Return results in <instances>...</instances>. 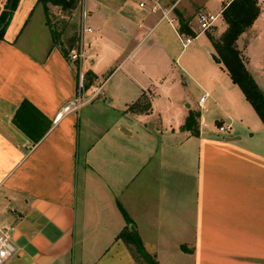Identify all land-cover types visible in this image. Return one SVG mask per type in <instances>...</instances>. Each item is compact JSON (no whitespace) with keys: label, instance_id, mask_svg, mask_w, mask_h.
Here are the masks:
<instances>
[{"label":"crops","instance_id":"0c3cea01","mask_svg":"<svg viewBox=\"0 0 264 264\" xmlns=\"http://www.w3.org/2000/svg\"><path fill=\"white\" fill-rule=\"evenodd\" d=\"M209 1L81 0L69 19L79 30L84 13L92 33L79 64L52 40L48 10L18 0L0 39V224L15 227L6 264H139L118 238L127 228L158 264H264V126L198 32ZM230 1L208 12L214 38ZM180 20L196 34L186 46ZM237 47L264 77V4ZM79 72L89 73L84 103L64 112ZM168 77L193 85L194 109H180ZM141 98L149 108L129 111ZM190 112L195 133L183 129ZM232 125L241 131L216 129Z\"/></svg>","mask_w":264,"mask_h":264},{"label":"trees","instance_id":"16d2710c","mask_svg":"<svg viewBox=\"0 0 264 264\" xmlns=\"http://www.w3.org/2000/svg\"><path fill=\"white\" fill-rule=\"evenodd\" d=\"M10 1L11 0H7L5 10L0 15V39L8 25L12 11L15 9L18 2V0H12L11 9L8 10ZM38 3L41 4L46 11L49 6L57 7L64 15H67V18H69L72 13L79 8L81 0H38ZM259 13L260 8L258 0H231L221 13L222 21L226 25V29L218 38H214L211 35H207V37L223 67L227 71L232 83L240 89L245 100L252 107L264 126V93L249 73L246 67V61L237 47L239 37L250 29ZM46 23L48 24V21ZM52 30L53 29L50 28L52 40L59 45V35L55 34ZM177 32L180 36L184 37L189 36L190 38H194L196 36L184 20H180ZM60 49L62 54L67 57L68 51H66L63 46H61ZM88 77L89 73H85L84 80L88 79ZM141 107H145L144 110L149 108V105L146 104L144 98H141L138 102L130 105L128 110L132 112H140ZM196 118L197 114L190 112L186 118L183 129L195 133L197 126ZM15 122L28 133L31 132V125L22 124L20 120L16 119ZM40 138L41 136L33 139L38 141ZM119 209L126 222H129L130 220L123 209L120 206ZM118 238H121L124 243L127 244L139 264H158L155 257L149 255L144 250L140 238L133 231H130L127 228L118 235Z\"/></svg>","mask_w":264,"mask_h":264},{"label":"built area","instance_id":"2783aa9c","mask_svg":"<svg viewBox=\"0 0 264 264\" xmlns=\"http://www.w3.org/2000/svg\"><path fill=\"white\" fill-rule=\"evenodd\" d=\"M264 2V0H258V2ZM143 3H140L139 6L143 7ZM159 9L157 6H154L152 8L153 11H156ZM163 18H166V14L163 13ZM85 14H82V20L79 25L78 30V46L75 49H72L68 52V60L71 62H77L81 64L82 61L86 59L85 52H84V40L86 37V34L92 33V29L87 26L84 22ZM167 19V18H166ZM217 20V15H212L206 11H199L196 15V21H197V28L198 32H206L208 31L215 21ZM191 38L186 37L183 40V46H186L190 42ZM84 74L79 72L78 74V83H77V98L70 102L68 106H66L63 111L68 112L72 110H77L81 107V105L84 103L83 97H84ZM98 90H92L91 95L94 98L98 94ZM205 100V97H201L198 101V107L199 110H204V107L201 105ZM61 114H58L56 117V120L59 119ZM217 131L222 134H227L230 131L229 126H218L216 127ZM15 230V227L7 224L2 223L0 224V264H6V262L12 258L15 254V248L12 242V234Z\"/></svg>","mask_w":264,"mask_h":264},{"label":"rangeland","instance_id":"374dc122","mask_svg":"<svg viewBox=\"0 0 264 264\" xmlns=\"http://www.w3.org/2000/svg\"><path fill=\"white\" fill-rule=\"evenodd\" d=\"M83 1H85V0H83ZM170 2H171V0H170ZM258 4H259V8L261 10V8L263 7L264 2H260L259 1ZM221 5H222V0H210L209 3L206 6V9H207L208 12L215 14V13H217L220 10ZM50 7L51 6H49L48 7V11L45 12V14H46L45 17H46V19L49 22V27L52 28L53 29L52 31L55 32V34L59 35L58 38L60 40H62L65 43V45H67L65 50L68 49V52H69L70 48H72V47L74 49L77 48V46H78V33H77L78 28H77V25L75 24V22L74 23L71 22V20L69 18H67V17H60V15H56L54 13L55 11L52 10ZM62 16H65V15L63 14ZM221 19L222 18L220 17V20ZM220 23H222V21ZM219 28H220L219 24L215 25V26H212L208 31H206V33H208L209 35H212L213 37H215L217 35L216 31ZM75 39H77V40H75ZM203 42H204L203 39L200 38V39H198L197 41L194 42V46H196V47L197 46H202ZM68 44L70 46H68ZM148 44H149V41L144 42L141 45V47H140V49L138 51V54L142 53L145 50V48L148 46ZM259 56H261V55H260V53L257 54L256 50L254 52L252 51V57L254 59L255 58L259 59ZM192 70H194V69H192ZM194 71H196V70H194ZM252 76H253L254 81L258 85V87L262 91H264V77L258 78L256 75H252ZM168 79L170 80V89H171L172 93H175L177 88H178L179 91L181 90L183 92L184 99L177 102V104L179 105L180 109H182L183 112H185V110L183 109L184 107H182V105L184 103H186V102L189 103L192 106V109H194V106L196 107L195 98H192V96H189L188 94H186V92L188 91L187 89H189V90L191 88L193 89V85H189L188 87L183 85V83H182L183 80L180 77H179L180 82L177 83V85L173 84V78L168 77ZM84 86H85V84H84ZM193 91H194V93H197L194 89H193ZM167 116H169V115H167ZM153 118L156 119L157 117H153ZM240 128H241L240 126L232 125V128H231V130L229 131L228 134L232 135L237 130H240Z\"/></svg>","mask_w":264,"mask_h":264},{"label":"water","instance_id":"95a60500","mask_svg":"<svg viewBox=\"0 0 264 264\" xmlns=\"http://www.w3.org/2000/svg\"><path fill=\"white\" fill-rule=\"evenodd\" d=\"M11 5H12V0L9 2V5H8V8H9V9H11ZM211 57H212V60H213L214 62H216V63H218V64L221 62L220 59L217 58L214 54H212Z\"/></svg>","mask_w":264,"mask_h":264}]
</instances>
